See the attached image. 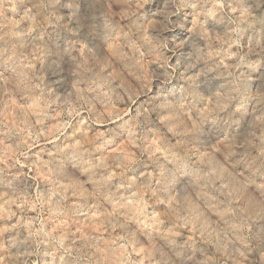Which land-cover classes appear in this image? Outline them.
Here are the masks:
<instances>
[{
  "label": "clouds",
  "instance_id": "1",
  "mask_svg": "<svg viewBox=\"0 0 264 264\" xmlns=\"http://www.w3.org/2000/svg\"><path fill=\"white\" fill-rule=\"evenodd\" d=\"M0 264H264V0H0Z\"/></svg>",
  "mask_w": 264,
  "mask_h": 264
}]
</instances>
